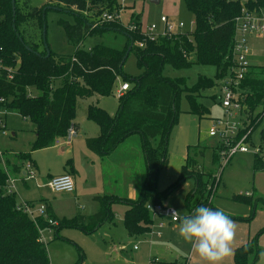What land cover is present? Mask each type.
Segmentation results:
<instances>
[{
    "label": "trees",
    "instance_id": "trees-1",
    "mask_svg": "<svg viewBox=\"0 0 264 264\" xmlns=\"http://www.w3.org/2000/svg\"><path fill=\"white\" fill-rule=\"evenodd\" d=\"M183 1L194 16V31L151 40L139 28L130 31L121 22L92 27L103 11L122 8L117 0H50L42 7L31 5L29 0H15V4L13 0H0L2 55L7 65L18 66L12 80L1 79L0 95L8 98L7 107L36 125V138L31 150L52 147L57 139L65 138L75 127L78 99L113 94L121 77L130 88L119 97L115 115L98 105L88 107L87 118L99 125L100 132L98 136L86 138V147L98 156H106L129 136L140 134L147 164L146 179L138 199L95 196L100 202L96 212L91 215L79 213L72 218H59L45 200L48 217L56 222L51 224L43 216L38 217L36 222L20 210L16 192L8 189L10 178L21 176L24 180L23 163H34L31 152L3 151L5 164L0 165V264H51L48 245L42 239L43 229H53L57 238L61 237L64 228H77L92 234L104 224L113 222L111 206L115 199L128 205L124 224L130 236L149 233L153 215L148 204H163L173 191L188 180H194V186L185 198L189 215L202 204L214 206L213 200L217 195L214 190L217 183L215 176L221 165L219 145L213 149L210 167L205 165L204 160L209 147L201 143L189 145L176 181L162 191L157 181L160 171L168 165L169 136L179 120L181 94L187 92L191 113L200 117L211 113L199 97L208 89L220 87L221 91V80L235 64L236 18L243 14L244 8L261 12L264 0ZM51 9L71 13L74 17V22L58 21L65 31L67 43L74 47L72 54L55 52L47 42L44 28H47V11ZM141 20L133 13L129 24H140ZM110 31L127 36L123 49L104 44L89 49L84 45L88 37L104 36ZM136 41H145L144 47L136 46ZM131 54L136 56L138 67L143 69L138 76L129 75L124 70ZM193 64L215 66V77L200 75L196 84L188 87L185 77L172 78L163 74L166 65L184 69ZM58 81L60 84H57ZM31 88L37 91L33 96L29 93ZM241 90L247 93L245 102L241 101L250 113L258 107L264 110V65L253 64L250 67L248 76L242 80ZM220 95L216 97L220 99ZM257 118L246 128L258 126L255 123ZM66 167L69 174L76 173L72 158L67 160ZM254 169L264 171V155L255 154ZM230 200L251 208L250 215L246 217L224 212L237 221H252L258 206L264 205V198L255 194L234 193ZM262 234L264 227L235 250L236 264H256L261 255L259 237ZM84 259L80 250V258L74 264H82Z\"/></svg>",
    "mask_w": 264,
    "mask_h": 264
},
{
    "label": "rangeland",
    "instance_id": "rangeland-1",
    "mask_svg": "<svg viewBox=\"0 0 264 264\" xmlns=\"http://www.w3.org/2000/svg\"><path fill=\"white\" fill-rule=\"evenodd\" d=\"M29 1L31 5L38 7H42L50 2V0ZM117 1L127 6H123L122 12V24L125 26L129 24L132 14L137 12L143 15L144 31H146L148 23L158 21L162 14L183 21L186 24L184 30L189 33L195 29V24L192 23L195 21L194 16L186 8L183 0H161L159 4H154L150 0ZM59 19L74 22V17L71 13L52 9L48 10L46 14L47 42L55 52L72 54L74 47L67 43L65 31L58 24ZM126 41L127 36L125 34L110 31L104 36L88 37L84 45L88 48L97 44H104L115 49H123ZM250 42L252 45V63L263 66L264 39L253 36ZM124 70L132 76H138L143 72V69L138 67L134 54H131L127 59ZM216 72L215 66L202 64H193L191 67L184 69H175L171 65H166L163 70V74L167 77H185L188 87H193L200 75L214 78ZM122 82V78L120 77L114 87V94L104 96L103 98L102 106L111 115H114L118 110L119 96L117 95V88ZM57 84H60V82L58 81ZM36 92L33 88L29 89V93L32 96ZM219 93L220 87H217L204 91L201 97H199V100L208 106L211 111L210 114L204 117L191 113L190 104L186 98L187 92L184 91L181 94L179 120L169 136L168 165L160 171L157 181L159 190H165L176 181L180 169L185 163L189 145L201 143L208 146L209 148L204 159L205 165H212L213 149L219 144V140L217 137L209 134V128L213 123V119L223 114L219 96L216 97ZM241 93V100L245 102L247 93L244 90H241ZM98 98L100 97L95 95L89 98L78 99L75 122L79 125L81 132L72 138V141L75 142V154L72 156H68L67 150L69 145L66 144V139L61 144L57 142L52 147L32 151V143L36 137V125L30 119L15 112V110L11 109L10 112L5 113L6 116L4 117L8 130L7 133L0 131V165L4 166L5 163L4 158L1 157V153L6 150H14L17 152H31V156L38 160L42 171H51L52 173L63 172L66 167V162L70 157L77 159L82 170V178L78 181V189L76 192L56 193L51 190L48 184H44L46 182L41 178L35 166V178L28 179L27 184L21 179H18L15 183L18 202L34 199L40 202V199L48 198L54 203L56 211L61 218H72L79 213L91 215L97 211L100 206V202L95 199L97 194L133 200L139 198L143 183L146 179L147 169L141 135L133 134L129 136L113 153L106 156H98L90 152L86 148V142L80 137V135L89 137L99 135V125L87 118L88 107L90 105H98ZM257 116L258 118L255 123H258V126L254 128V125H251L252 131L248 141L252 146H258L261 154H264V143L262 142L264 110L262 107H258L250 113L248 107L243 105L242 111L240 112L243 128L249 126ZM14 132L15 135H13ZM85 153L89 155H85ZM254 156L255 154L253 152L238 153L221 171L220 176H222L223 172L224 174L220 190L226 198H218L220 190L217 188L216 194L218 195L213 200V204L216 207H221L223 210H245L246 205L235 203L230 200V197L234 193H240L241 190L245 191L248 187H253L251 172L253 171L252 162ZM14 178H20V176ZM41 183L43 184L42 186L40 185ZM259 183L264 187V181L259 180ZM189 186L190 188L194 186L193 179L188 180L183 186L173 191L166 200L169 206L176 208L181 218L189 215V210L185 205V198L189 191ZM111 209L114 215L113 222L104 224L92 234H86L77 228H64L61 231V237L57 238L53 229H43L42 239L48 245L51 264H74L80 258V250L85 256L82 264L150 263V251L147 250L151 245L149 241L150 238L154 239L157 237L148 233L143 236H130L124 224L125 212L128 210V205L115 199ZM237 213L242 214V212ZM179 225L180 221L174 226L179 229ZM163 230H165L164 233L167 236L170 229L166 227ZM172 244L175 250L181 251V245L179 243L174 242ZM135 245L137 249H134ZM259 247L261 249V255L256 264H264V234L259 237ZM183 259L185 260L186 258Z\"/></svg>",
    "mask_w": 264,
    "mask_h": 264
},
{
    "label": "built area",
    "instance_id": "built-area-1",
    "mask_svg": "<svg viewBox=\"0 0 264 264\" xmlns=\"http://www.w3.org/2000/svg\"><path fill=\"white\" fill-rule=\"evenodd\" d=\"M122 12L123 7L118 10L103 11L100 19L95 21L92 27L96 28L103 23L108 22L122 23ZM192 23L195 24V21ZM185 26L186 24L183 21L173 20L167 15H162L159 21L148 23L146 31L143 30L142 20L140 24L135 23L126 25L130 31L139 28L141 33L151 40H155L158 37L172 38L178 34L186 33L187 31L184 30ZM253 36L264 39V13L262 11L251 12L244 8L243 14L236 18V38L234 46L235 64L220 82V105L223 109V114L214 118L213 123L209 128V134L213 137H217L219 140L218 145L220 147L219 154L221 158V165L215 176L217 183L214 186V190L219 187L221 179L220 174L223 167L230 163L236 154L253 152L254 154L264 155L261 154L258 146L254 147L248 141L252 127L246 128V131L242 133L245 128H243L240 118V112L243 108L241 101V83L242 80L248 76L249 69L253 65L251 62L252 45L250 42ZM134 44L139 47H144L145 41H136ZM2 51L3 48L0 47V81L3 77L10 81L14 78L18 66L7 65L5 62L6 60L2 55ZM129 88L130 86L128 83L122 82L117 89V95L119 97L123 96ZM7 102H9L7 98L0 95V131L2 133H7L8 130L4 116H6L7 112H10L11 109L7 107ZM76 135L77 131L75 127H72L69 130L68 135L65 138L57 139V142L61 144L64 142V139H66V144L69 145L72 138ZM35 170V165L32 162H26L23 167L24 177L27 180L35 178ZM12 182L13 179L10 178L8 182L9 190ZM47 184L51 190L56 193H73L76 189L74 177L69 173L54 176ZM18 208L28 213L36 222L38 217L43 216L45 220H48L51 224H56L55 221L48 217L47 203L45 201L23 202L18 205ZM148 208L153 215L152 230L150 231L152 234H157L159 236L162 235V229L165 226L163 220L169 219L174 223L180 221L179 218H181V216L176 208L172 206L157 203L154 205L148 204ZM172 210L177 211L178 219L175 221L170 215Z\"/></svg>",
    "mask_w": 264,
    "mask_h": 264
},
{
    "label": "crops",
    "instance_id": "crops-1",
    "mask_svg": "<svg viewBox=\"0 0 264 264\" xmlns=\"http://www.w3.org/2000/svg\"><path fill=\"white\" fill-rule=\"evenodd\" d=\"M160 2H161V0H160ZM120 5H122V7L123 6L127 7L124 4H120ZM262 12L264 13V10H262ZM134 14L139 15L141 17V19L143 20V15L141 13L134 12ZM162 15H165V14H162ZM160 17H159V19H160ZM169 17L171 19H173V20H177V19H175L172 16H169ZM159 19H158V21H159ZM251 60H252V58H251ZM113 94H114V92H113ZM98 97H100V98H98V105L100 107L104 108V106H102L103 105V98H104V96H98ZM74 124H75V129H76L77 135H78V133L81 132V129H80L79 125L77 124V122H75V120H74ZM13 135H15V132L13 133ZM80 137L82 138V140L85 141V138H87L89 136H86V135L81 136L80 135ZM67 151H68V156L69 155L72 156L73 154H75V142L71 141V143L69 144V148H68ZM85 155H89V154H86L85 153ZM1 157H2V155H1ZM70 158L73 159L74 167H75V170H76V173L74 175H72L74 177L75 184H76V189H75V192H76V190L78 189V181H79L80 178H82V170H81V168H80V166L78 164L77 159L75 157H70ZM87 158H88V156H87ZM32 159L34 160L36 169H37L38 173L41 175V178H43V180H45V182H46L44 184H47L48 181L52 177L57 176V175H61V174L65 173V172H68L69 171V169L67 167H65V169L63 170V172H60V173H52L51 171H47V172L46 171H42L41 168H40V165L38 163V160L36 158H33V157H32ZM1 161H2V158H1ZM252 164H253L252 165L253 166V171L251 172V176L253 177V187L252 188L248 187L247 189H245V191H242L241 190L240 193H246V194H250V195L255 194L256 196H259V197H263L264 198V187L259 183V180L264 181V171H259V170H255L254 169V160H253ZM208 167H210V166H208ZM223 174H224V172H223ZM223 174L220 177L221 178L220 179L221 182L219 184L218 190H220V185H221V183L223 181ZM23 176H24V172H23ZM12 179H13V182L10 184V190L15 191V192H16V185H15V183H16V181L18 179H21L22 181H24L25 184H27V182H28V180L25 177H24V180H23L21 178V176H20V178H12ZM38 185H39V183H38ZM40 185L42 186L43 184L41 183ZM192 188H193V186L191 188L189 186V191L192 190ZM222 194H223V192L220 190V193H219L218 198H220V197L221 198H226ZM96 196H101V195H98L97 194ZM216 197L217 196H215V198ZM215 198H214V200H215ZM40 200L41 201H45L46 200V202L48 201V203L52 206V209L55 212V214L59 218H61L58 215V212L56 211L55 205H54V203L51 200H49L48 198H43V199H40ZM166 200H164V203L166 205H168V203L166 202ZM23 202H38V200L37 199L28 200V201L27 200H21L19 203H23ZM213 203H214V201H213ZM212 208L213 209L222 210L225 213L232 214V215H235V216H244V217H246V216H249L250 213H251V208L248 205H246V208L243 211H237V210H232V209H230V210H223V209H221V207H216L215 205ZM237 212H242V214H238ZM254 218L255 219L252 220V221H250V222L233 220L235 222V224L237 225L236 236H235V239H234V242H233V245H232V249L233 250H232V254L230 256L226 257L225 260L222 262V264H236L235 263V260H234L235 250L238 247L242 246L243 244L247 243L249 240H251L257 234V232L261 228L264 227V207H263L262 204H260L258 206V209L256 211V214H255V217ZM163 222L165 224V226L163 227V229H165L166 227H168V229H170L169 232L167 231L168 232V235L167 236H166V233H164L165 230H163V229H162V235H160V236L157 235V234H152L150 232L148 233V234H152V236H155L157 238H154V239L153 238H150V241L149 242L151 243V245L147 249V250L150 251V263L148 262L147 264H203V262L199 259L198 255L195 254L192 251L191 246L189 244H187L186 242H184L179 237V235H177L178 234V230H177L178 228L175 227L174 225L177 224V223H179V222L174 223V222H171L169 219L163 220ZM143 235L144 234H142L141 236H143ZM174 242H177V243H179L181 245V249H180L181 251H177V250L174 249L173 244H172ZM135 247H137V246L135 245L134 246V249H135ZM183 258H186V259L184 260Z\"/></svg>",
    "mask_w": 264,
    "mask_h": 264
},
{
    "label": "clouds",
    "instance_id": "clouds-1",
    "mask_svg": "<svg viewBox=\"0 0 264 264\" xmlns=\"http://www.w3.org/2000/svg\"><path fill=\"white\" fill-rule=\"evenodd\" d=\"M170 215L177 220V211ZM180 219L179 237L191 246L203 264H222L232 254L237 225L222 210L200 205Z\"/></svg>",
    "mask_w": 264,
    "mask_h": 264
},
{
    "label": "water",
    "instance_id": "water-1",
    "mask_svg": "<svg viewBox=\"0 0 264 264\" xmlns=\"http://www.w3.org/2000/svg\"><path fill=\"white\" fill-rule=\"evenodd\" d=\"M150 2L155 3V4H159L160 3V0H150ZM13 4H15V0H13ZM46 30H47V28L45 26V28H44V35H46ZM48 53H49V49H48Z\"/></svg>",
    "mask_w": 264,
    "mask_h": 264
}]
</instances>
